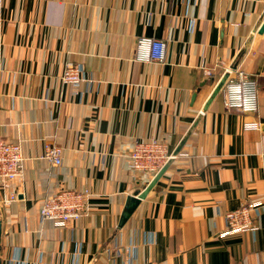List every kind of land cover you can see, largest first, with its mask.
Masks as SVG:
<instances>
[{
	"label": "crops",
	"instance_id": "crops-1",
	"mask_svg": "<svg viewBox=\"0 0 264 264\" xmlns=\"http://www.w3.org/2000/svg\"><path fill=\"white\" fill-rule=\"evenodd\" d=\"M263 25L264 0H3L0 141L26 160L0 188L1 264H264ZM140 38L164 40L165 61L135 60ZM68 63L85 70L77 92L61 81ZM228 69L256 79V113L214 96ZM149 139L176 157L123 219L156 176L128 167ZM47 144L63 148L60 166ZM61 189H90V214L41 224ZM256 201L258 230L225 235V215Z\"/></svg>",
	"mask_w": 264,
	"mask_h": 264
},
{
	"label": "built area",
	"instance_id": "built-area-1",
	"mask_svg": "<svg viewBox=\"0 0 264 264\" xmlns=\"http://www.w3.org/2000/svg\"><path fill=\"white\" fill-rule=\"evenodd\" d=\"M3 0H0V11ZM166 57V42L161 39L140 38L137 41L134 58L137 61L163 63ZM206 77H212V70L205 69ZM85 70L82 65L68 63L61 76L64 85L78 91L84 81ZM228 78L223 86V105L226 110H238L242 113H256L259 109V86L255 78L240 69H228ZM247 129H259L258 123L246 124ZM166 140H136L128 153L127 161L130 171L136 176L154 177L173 160ZM43 159L51 166H60L63 162V148L56 144L45 145ZM25 157L20 142L6 143L0 141V188L7 189L9 184L21 180L24 176ZM95 194L90 189L58 190L47 196L39 209L40 223L52 221L58 228L71 227L82 217L90 214V202ZM17 200L16 193H9L4 199L6 205ZM263 207L260 201L248 202L225 215L227 229L225 235L256 231L258 225L255 215ZM119 253V249L114 248Z\"/></svg>",
	"mask_w": 264,
	"mask_h": 264
},
{
	"label": "water",
	"instance_id": "water-1",
	"mask_svg": "<svg viewBox=\"0 0 264 264\" xmlns=\"http://www.w3.org/2000/svg\"><path fill=\"white\" fill-rule=\"evenodd\" d=\"M264 30V25L261 28V31ZM228 78V75L226 74V76L224 77V79H222V81L220 82V84L216 87L215 92H214V96L222 89V87L224 86L226 80ZM173 156H175L173 154ZM171 161H169L167 163V165L165 167H163L159 173L154 177V179L152 180V182L150 183V185L141 193L137 196V198L135 197H131L130 198V203L131 205H129L127 211H125L123 213V219L129 218L132 214V211L135 209V207L137 206V204L139 203L140 200H142L143 198L146 197V195L148 194V192L152 189V187L155 185V183L158 181V179L161 177V175L165 172L167 166L170 164ZM1 235H2V223L0 220V243H1ZM0 264H1V259H0Z\"/></svg>",
	"mask_w": 264,
	"mask_h": 264
}]
</instances>
